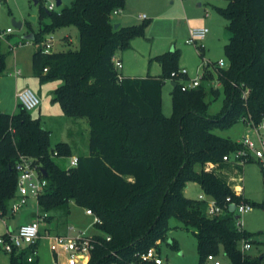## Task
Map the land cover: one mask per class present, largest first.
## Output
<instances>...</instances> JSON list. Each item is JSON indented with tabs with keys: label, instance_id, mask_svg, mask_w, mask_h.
Segmentation results:
<instances>
[{
	"label": "trees",
	"instance_id": "16d2710c",
	"mask_svg": "<svg viewBox=\"0 0 264 264\" xmlns=\"http://www.w3.org/2000/svg\"><path fill=\"white\" fill-rule=\"evenodd\" d=\"M224 1L226 7L215 10L228 22V66L205 70L202 84L187 91L179 80L188 76L172 79L180 51L157 58L164 68L161 77L128 78L116 71L114 58L148 26L115 29L113 16L124 10L125 0H72L59 13L42 7L41 16L52 21L45 33L74 28L81 36L77 50L46 55L45 36L34 34L32 42L40 49L32 65L41 84L62 82L53 102L63 115L87 121L89 155L79 156L76 168L63 169L55 158L73 157L68 144L52 147L51 132L22 106L15 114L0 112V210L6 212L17 197L16 164L25 156L46 172L40 207L49 211L74 202L100 219L95 225L101 234L93 237L88 264H137L141 254L166 240L171 218L193 230L199 264L221 248L231 264H260L239 249L251 234L236 225L234 213L225 209L209 216L207 202L185 196L187 185L196 183L222 208L228 197L246 202L236 191L242 188L244 165L224 161L242 145L214 131L239 122L260 124L264 117V0ZM6 58L0 50V76ZM166 80L177 85L171 117L163 113ZM215 80L225 92L219 115L209 114L207 102L218 90L204 87ZM24 257L10 254V264H23Z\"/></svg>",
	"mask_w": 264,
	"mask_h": 264
},
{
	"label": "rangeland",
	"instance_id": "374dc122",
	"mask_svg": "<svg viewBox=\"0 0 264 264\" xmlns=\"http://www.w3.org/2000/svg\"><path fill=\"white\" fill-rule=\"evenodd\" d=\"M39 1V4H35L33 0H2L0 30L12 29L13 32L0 38V50L3 54H7L5 71L0 77V112L18 113L20 104L16 98L17 93L26 88L31 89L40 99V106L30 114L40 119L43 127L51 131L52 147L59 143H72V146L68 144L73 147L72 156L77 154L84 156L89 153L90 131L87 121L77 123V119L64 116L60 104L53 102L54 92L62 82L40 83L32 65V56L40 46L25 39L30 34H41L45 36V41L48 37L54 36L53 52L77 50L79 45L74 28L45 33L44 26L50 25L52 21L41 16L42 7L48 10L53 3L56 6L54 11L59 13L64 7L70 6L72 0H61L60 7L57 6V0ZM125 5L126 13L114 15L113 22L122 23L127 18L133 21L139 15H145L146 19L142 21L148 24L144 36L134 39L131 47L123 52L124 61L127 60L129 65L133 66V71L138 77L163 76L164 68L157 58L173 51H180L174 66L179 70L187 71L188 79L185 83L189 84L201 77L203 59L198 53L201 44L197 46L186 44L189 30L195 27L210 28L208 38L202 42L204 47L201 50L205 49L204 59H208L212 65L220 60L227 62L225 37L228 35V22L216 12L215 8V12L212 10L213 6L225 8L223 0H125ZM34 17L35 21L32 20ZM14 23H22L23 27L18 29ZM209 70L215 72V68L212 70L209 67ZM17 71L22 75H18ZM204 87L207 92L212 88L218 90V96L214 99L208 95L207 102L209 114L219 115L224 109L223 87L216 80L204 82ZM172 90V81L166 80L162 90L163 110L166 117L172 116ZM214 132L235 143L242 141L246 136L257 139L255 131L243 122ZM71 158L73 157H56L55 162L61 168L68 169ZM241 185L244 190V200L254 208L239 219L242 225L240 229L251 234L248 240L240 243L239 249L247 260H258L260 264H264V171L258 163L250 162L244 165ZM200 190L198 184L192 183L185 196L189 199H198ZM236 216L234 214V217ZM0 217V220L13 227L26 223H39L41 237L49 234L76 238L84 233L86 237L93 238L101 234L94 222L95 215H87L86 209L74 202L46 211L39 206L38 200L33 199L16 215L8 208ZM236 221L237 225L239 222ZM2 226L0 222V236L3 235ZM245 242H248L251 248L243 252L242 247ZM155 249L165 264H199L197 239L193 230L185 229L174 218L169 220L166 240L157 242ZM26 255H30L27 246H25V257L21 260L23 264H53L54 256L50 250V241L46 238L38 243V257L34 262L28 263ZM217 256L223 263H230L222 248ZM10 259L9 254L0 250V264H10ZM78 264H84L81 258H78Z\"/></svg>",
	"mask_w": 264,
	"mask_h": 264
},
{
	"label": "built area",
	"instance_id": "2783aa9c",
	"mask_svg": "<svg viewBox=\"0 0 264 264\" xmlns=\"http://www.w3.org/2000/svg\"><path fill=\"white\" fill-rule=\"evenodd\" d=\"M2 0H0V6ZM55 4H51L48 8L49 11L55 10ZM119 12H115V15ZM141 19L145 20L146 16H141ZM12 29H7L6 31L0 30V38L4 35L11 34ZM209 28L207 27H195L189 30V38L186 40L187 45L199 47V52L203 49L202 42L205 41L209 35ZM54 48V36L48 37V39L42 44V53L49 55L53 53ZM114 66L116 71L119 73L123 69V64L118 55L114 58ZM228 63L225 60H220L214 65L212 62L203 59L202 63V75L196 80L187 84L183 80H179L180 75L188 76L186 70H179L172 74V79H178L182 91H187L195 89L201 85L202 77L205 70L212 68H226ZM20 75V72H18ZM17 100L20 106H22L26 111L32 112L40 106V99L31 89L26 88L21 92L17 93ZM245 120V119H243ZM247 125L251 127L256 135L255 140L251 136H246L242 141L238 142L242 145V148L234 153H231L227 157H224L225 162H231L235 164L245 165L250 162L258 163L262 170L264 171V117L260 124L256 126L252 121L248 122ZM78 166V158L73 157L70 160V165L68 170L74 169ZM16 171L18 173V189L17 197L10 204V211L13 214H17L22 208L26 207L29 202L33 199L38 200V198L43 194L46 186L47 180L42 176L40 165L32 158L21 156L16 164ZM241 188H237V193H240ZM199 200L207 202V213L209 216H216L223 214L225 209L229 210L232 205L236 206L234 214H236V219L238 220V226L241 228L240 217L251 212L254 206L250 203H240L237 204L233 202L231 197H228L225 202V208L217 205L216 201L205 194L199 197ZM87 215L93 216L91 210H86ZM2 211L0 210V215ZM1 218V217H0ZM95 224H100V219L96 216L94 217ZM46 238L50 241V250L53 253L54 260L53 264H78V258H81L84 264H88L92 250L94 249V239L88 238L84 233H81L76 238H69L59 235L51 236L47 234L41 237L40 224L39 223H26L18 226L17 228H7L6 232L0 236V250L5 254L25 253V246H27L30 255H26L27 262L32 263L35 258L38 257V246H36L41 239ZM110 241V238H107ZM251 246L248 242H245L242 247V251L246 252L250 250ZM140 261L137 264H165L164 260L160 257V254L155 248L149 249L146 253L141 254ZM203 264H231L223 263L218 256L208 255Z\"/></svg>",
	"mask_w": 264,
	"mask_h": 264
},
{
	"label": "crops",
	"instance_id": "0c3cea01",
	"mask_svg": "<svg viewBox=\"0 0 264 264\" xmlns=\"http://www.w3.org/2000/svg\"><path fill=\"white\" fill-rule=\"evenodd\" d=\"M58 1V0H57ZM224 1V0H223ZM62 2V1H61ZM224 3H225V5H226V2L224 1ZM2 7V4H1V6H0V8ZM214 8H217V7H212V10H214ZM126 9H127V7H126V5H125V8H124V10L121 12V14H123V13H126ZM214 12H215V10H214ZM120 14V13H119ZM118 15V14H117ZM141 16H143V15H139L138 17H136L135 18V20H133V21H131V20H129L128 18L125 20V21H123L122 23H118L120 26H122V27H131V26H135V25H140L143 21H142V19H141ZM117 24V23H116ZM22 27H23V24H22ZM205 27V26H204ZM207 27V26H206ZM207 28H209V27H207ZM209 30H210V28H209ZM77 32V31H76ZM78 33V32H77ZM209 34H210V32H209ZM77 35V34H76ZM66 36H68V35H66ZM209 36V35H208ZM208 36H207V38H208ZM70 38V37H69ZM206 38V39H207ZM205 39V40H206ZM225 39H226V42H227V40H228V35H226V37H225ZM204 47V46H203ZM198 53L199 54H202V57L201 58H205V49L204 50H202L201 52H199L198 51ZM123 52H119L118 53V57L120 58V60L122 61V64H123V69L121 70V72H122V75L124 76V77H128V78H140V77H138V75H136V73H134V69H133V66H131V65H129V63L127 62V60H125L124 61V56H123ZM206 60V59H205ZM208 60V59H207ZM209 61V60H208ZM18 72H20V71H17V73ZM20 75H22L21 74V72H20ZM1 77V76H0ZM173 83V82H172ZM17 96V95H16ZM17 98V97H16ZM162 100H163V94H162ZM164 109V108H163ZM163 113H165L164 112V110H163ZM13 114H15V113H13ZM165 115V114H164ZM166 116V115H165ZM35 118V117H34ZM82 121H85V120H80V119H77V123H80V122H82ZM45 129H47V128H45ZM48 130V129H47ZM49 131V130H48ZM90 131V130H89ZM51 132V131H50ZM51 141H52V133H51ZM70 146H72V143H68ZM71 148V150H73V147H70ZM87 151V150H86ZM85 151V152H86ZM87 155H89V153H86V155H84V156H87ZM79 156H81V155H75V156H73V157H79ZM83 156V155H82ZM190 184H192V183H189L188 185H187V188H186V190H185V194H186V192L188 191V189H189V185ZM194 184H196V183H194ZM199 186V185H198ZM200 187V186H199ZM200 189H201V187H200ZM200 194H199V196H198V199H199V197L201 196V195H203L204 194V192L202 191V189L200 190ZM240 194L242 195V197L244 198V190H242V188H241V190H240ZM31 215V214H30ZM0 222L3 224V226H2V228L4 227V229H3V233L2 234H4L5 232H6V229L7 228H17V227H13L12 225H9V223H6V222H4L3 220H0Z\"/></svg>",
	"mask_w": 264,
	"mask_h": 264
},
{
	"label": "water",
	"instance_id": "95a60500",
	"mask_svg": "<svg viewBox=\"0 0 264 264\" xmlns=\"http://www.w3.org/2000/svg\"><path fill=\"white\" fill-rule=\"evenodd\" d=\"M33 1H34L35 4H38V3H39L38 0H33ZM61 5H62L61 0H58V1H57V6L60 7ZM32 20L35 21L36 18L34 17V18H32ZM14 26H15L16 28H18V29H21V28H22V23H14ZM119 27H120L119 24H115V29H118ZM34 38H35L34 34H30V35H27V36L25 37V39L28 40V41H33ZM80 40H81V36H80L79 33H77V41H78V43L80 42ZM172 86H173V88H175L177 85H176L175 82H173V83H172ZM41 172L46 176V174H45L46 172H45L44 169H41ZM235 210H236V206H235V205H232V206L229 207V212H230V213H234Z\"/></svg>",
	"mask_w": 264,
	"mask_h": 264
}]
</instances>
